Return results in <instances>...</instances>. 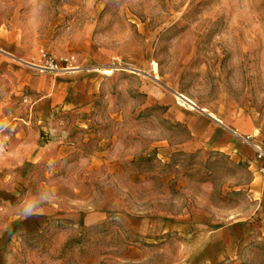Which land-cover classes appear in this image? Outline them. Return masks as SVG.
<instances>
[{"label": "rangeland", "instance_id": "obj_1", "mask_svg": "<svg viewBox=\"0 0 264 264\" xmlns=\"http://www.w3.org/2000/svg\"><path fill=\"white\" fill-rule=\"evenodd\" d=\"M13 15L30 64L44 49L107 79L0 182V264H264L242 139L264 141V0H0ZM30 200L44 212L25 217Z\"/></svg>", "mask_w": 264, "mask_h": 264}, {"label": "crops", "instance_id": "obj_2", "mask_svg": "<svg viewBox=\"0 0 264 264\" xmlns=\"http://www.w3.org/2000/svg\"><path fill=\"white\" fill-rule=\"evenodd\" d=\"M7 23L0 17V132L10 136L0 155V182L5 183L11 182L14 170L42 162L57 149L65 122L71 127L72 118L85 115L107 79L90 69L41 72L30 67L37 41L15 15ZM196 134L206 138L209 130L198 128ZM42 136L47 139L41 140ZM260 177L264 181V175ZM259 190L264 210V182Z\"/></svg>", "mask_w": 264, "mask_h": 264}, {"label": "built area", "instance_id": "obj_3", "mask_svg": "<svg viewBox=\"0 0 264 264\" xmlns=\"http://www.w3.org/2000/svg\"><path fill=\"white\" fill-rule=\"evenodd\" d=\"M70 64L71 59H60L50 54L48 51L41 49L38 52V57L35 62L31 63L30 65L41 72H56L60 70H68ZM242 139L245 144H248L252 147L254 158L261 163L258 172L261 175H264V141L255 142L251 136H245L242 137ZM7 142V135L0 132V155L5 153Z\"/></svg>", "mask_w": 264, "mask_h": 264}, {"label": "clouds", "instance_id": "obj_4", "mask_svg": "<svg viewBox=\"0 0 264 264\" xmlns=\"http://www.w3.org/2000/svg\"><path fill=\"white\" fill-rule=\"evenodd\" d=\"M43 212H44V209L41 207H38L36 202L31 201V200L25 202V207H24L25 217H29L32 215H40Z\"/></svg>", "mask_w": 264, "mask_h": 264}, {"label": "bare ground", "instance_id": "obj_5", "mask_svg": "<svg viewBox=\"0 0 264 264\" xmlns=\"http://www.w3.org/2000/svg\"><path fill=\"white\" fill-rule=\"evenodd\" d=\"M112 68H114V67H112ZM112 68H108L107 70H103V72L104 73H107V74H109V73H112ZM178 97V96H177ZM178 99V101L179 102H181L182 104H186L187 106H189V107H191V101L188 99V98H186L185 96H183V95H179V97L177 98ZM185 105V106H186Z\"/></svg>", "mask_w": 264, "mask_h": 264}]
</instances>
